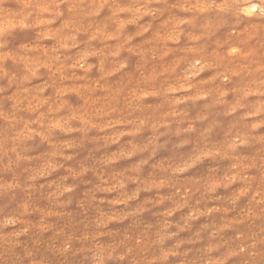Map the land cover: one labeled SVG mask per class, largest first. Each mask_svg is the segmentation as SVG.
Masks as SVG:
<instances>
[{"label":"rangeland","instance_id":"1","mask_svg":"<svg viewBox=\"0 0 264 264\" xmlns=\"http://www.w3.org/2000/svg\"><path fill=\"white\" fill-rule=\"evenodd\" d=\"M263 197L264 0H0V264H264Z\"/></svg>","mask_w":264,"mask_h":264},{"label":"bare ground","instance_id":"2","mask_svg":"<svg viewBox=\"0 0 264 264\" xmlns=\"http://www.w3.org/2000/svg\"><path fill=\"white\" fill-rule=\"evenodd\" d=\"M227 1V0H226ZM63 2V1H62ZM250 2V1H249ZM223 4V3H222ZM208 5V4H207ZM244 7H245V9L247 10V12H249V13H251V12H253V11H258L259 9H261L263 6H260L258 3H256V2H254V3H251V4H249V3H247V2H244V5H243ZM109 7V6H108ZM142 7V6H141ZM243 7V8H244ZM221 8V7H220ZM205 9V8H204ZM203 10V9H202ZM145 11V10H144ZM243 11V10H242ZM245 11V10H244ZM146 12V11H145ZM53 15V14H52ZM110 15V14H109ZM133 15V14H132ZM258 15V14H257ZM10 18V17H9ZM133 22V21H132ZM120 23V22H119ZM116 25V24H115ZM67 26V25H66ZM256 28V27H255ZM145 30H146V28H145ZM189 36V35H188ZM170 39V38H169ZM41 40V39H40ZM80 42V41H79ZM75 43V42H74ZM73 43V44H74ZM125 43V42H124ZM87 46V45H86ZM89 48V47H88ZM118 48V47H117ZM12 50V49H11ZM235 50H236V48H235ZM35 51V50H34ZM81 53V52H80ZM92 53V52H91ZM90 53V54H91ZM211 53H212V51H211ZM96 54V53H95ZM37 61V60H36ZM92 63V62H91ZM159 63V62H158ZM122 64V63H121ZM81 65V64H80ZM79 66V65H78ZM122 67V66H121ZM120 67V68H121ZM165 68V67H164ZM35 73V72H34ZM128 73V72H127ZM32 76V75H31ZM62 76V75H61ZM142 77V76H141ZM146 77V76H145ZM93 78V77H92ZM145 79V78H144ZM130 81V80H129ZM135 82V81H134ZM188 82V81H187ZM105 83V82H104ZM32 88V87H31ZM58 95V94H57ZM65 97V96H64ZM68 99V98H67ZM168 106V105H167ZM48 109V108H47ZM175 113V112H174ZM46 114V113H45ZM90 114V113H89ZM12 115V114H11ZM79 118V117H78ZM109 120V119H108ZM148 123V122H147ZM161 124V123H160ZM44 126V125H43ZM77 127H79V126H77ZM89 128V127H88ZM152 130V129H151ZM25 132V131H24ZM95 136V135H94ZM98 136V135H97ZM16 137V136H15ZM135 139V138H134ZM74 142V141H73ZM130 145V144H129ZM51 149V148H50ZM117 152V151H116ZM52 154V153H51ZM50 154V155H51ZM42 176V175H41ZM156 176V175H155ZM139 179V178H138ZM139 181V180H138ZM96 186V185H95ZM122 188V187H121ZM107 189V188H106ZM264 198V197H263ZM87 203H89V202H87ZM249 211V210H248ZM19 215V214H18ZM101 216V215H100ZM74 219V218H73ZM133 220V219H132ZM66 228V227H65ZM47 229V228H46ZM89 234V233H88ZM121 236V235H120ZM114 239V238H113ZM65 244V243H64ZM114 249V248H113ZM232 251V250H231ZM34 262V261H33Z\"/></svg>","mask_w":264,"mask_h":264}]
</instances>
